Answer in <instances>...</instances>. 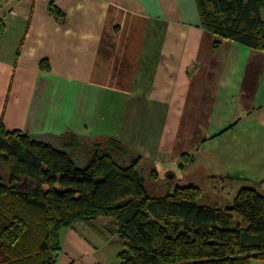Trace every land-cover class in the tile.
Listing matches in <instances>:
<instances>
[{
	"label": "crops",
	"instance_id": "crops-1",
	"mask_svg": "<svg viewBox=\"0 0 264 264\" xmlns=\"http://www.w3.org/2000/svg\"><path fill=\"white\" fill-rule=\"evenodd\" d=\"M49 1L0 0L7 131L54 145L70 134L115 137L141 157L143 172L220 170L236 188L243 176L262 186L264 50L205 29L196 0H53L61 19ZM228 153L248 162L227 163ZM94 220L60 229L54 264H97V234L107 236Z\"/></svg>",
	"mask_w": 264,
	"mask_h": 264
},
{
	"label": "trees",
	"instance_id": "trees-1",
	"mask_svg": "<svg viewBox=\"0 0 264 264\" xmlns=\"http://www.w3.org/2000/svg\"><path fill=\"white\" fill-rule=\"evenodd\" d=\"M196 1L205 29L264 50V0ZM47 8L63 18L53 0ZM86 140L70 134L54 145L0 123V263L54 264L60 229L97 216L118 224L123 248L117 264L264 260V193L255 182L242 184L224 209L199 202L200 189L192 183L153 194L141 157L126 144L108 137L89 150ZM191 156L181 154L185 161ZM23 177L32 181L26 189L17 186Z\"/></svg>",
	"mask_w": 264,
	"mask_h": 264
},
{
	"label": "rangeland",
	"instance_id": "rangeland-1",
	"mask_svg": "<svg viewBox=\"0 0 264 264\" xmlns=\"http://www.w3.org/2000/svg\"><path fill=\"white\" fill-rule=\"evenodd\" d=\"M97 140V139H96ZM96 140H86L84 144L87 145V149L91 150L94 146L97 145ZM241 146H231V152L233 150L237 151V149L240 150ZM257 155L259 153V147L256 148L254 151ZM233 154L230 155L228 153L227 155V163L231 161V164L237 165V167L241 168V165L248 162V160L245 158V156H240L236 160L232 157ZM236 158V157H234ZM263 158V157H262ZM202 159V158H201ZM201 159L199 161H201ZM242 159V160H241ZM214 160H217L214 158ZM77 162H82L77 161ZM216 165V164H215ZM145 180L146 184L150 186L153 185L155 187L154 191L150 190L153 194H163L164 190L166 189V186L174 185V184H195L199 187V194L200 199L199 202L211 205L220 209H224L227 207L231 201L233 200V197L235 196L236 192L238 191L239 185L236 188V183L234 184L232 180L234 179L233 176H229L225 173L216 172L217 174H211L215 172H165L163 169L159 170L157 172L158 175H156L155 178L149 177V172L151 170L150 167L146 166L145 168ZM223 171V170H222ZM5 173L4 165L0 163V174ZM237 175L241 172H236ZM243 173V172H242ZM247 174L250 172H246ZM149 174V175H148ZM169 179V181H168ZM244 176L241 178L240 182L243 184L244 182ZM170 182V183H167ZM239 182V181H238ZM254 181L248 180L247 184L252 185ZM257 189L264 193V183L262 186H256ZM233 218V217H232ZM102 220H109L106 221L104 225H102ZM95 225L97 227V230L101 229L104 232V235L107 236V240L104 242V237H102L100 234H97V237L99 240H97V264H117L118 263V252L123 248L121 239L116 235L118 224L116 223V220L112 217H106V216H98L95 218L94 221ZM88 222V224H90ZM104 226V228H103ZM101 243L99 244V242ZM250 264H264V260L262 259H251Z\"/></svg>",
	"mask_w": 264,
	"mask_h": 264
},
{
	"label": "water",
	"instance_id": "water-1",
	"mask_svg": "<svg viewBox=\"0 0 264 264\" xmlns=\"http://www.w3.org/2000/svg\"><path fill=\"white\" fill-rule=\"evenodd\" d=\"M31 182H32L31 180H27L26 177H23L22 180L17 183V186L26 189L32 184Z\"/></svg>",
	"mask_w": 264,
	"mask_h": 264
}]
</instances>
